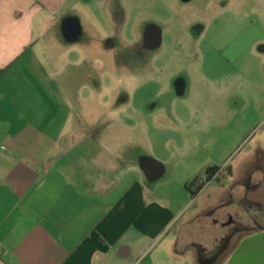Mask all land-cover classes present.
I'll list each match as a JSON object with an SVG mask.
<instances>
[{
  "label": "rangeland",
  "instance_id": "374dc122",
  "mask_svg": "<svg viewBox=\"0 0 264 264\" xmlns=\"http://www.w3.org/2000/svg\"><path fill=\"white\" fill-rule=\"evenodd\" d=\"M43 20L34 74L68 129L140 130L108 140L169 160L154 188L173 197L163 199L178 212L171 237L212 248L231 214L244 229L213 264H264V0L69 1ZM154 32L156 45L148 43ZM154 120L169 129L156 132ZM214 165L221 180L198 198L168 180ZM229 170L241 179L229 184ZM239 183L257 189L261 208L237 207ZM201 247L168 264H204Z\"/></svg>",
  "mask_w": 264,
  "mask_h": 264
},
{
  "label": "crops",
  "instance_id": "0c3cea01",
  "mask_svg": "<svg viewBox=\"0 0 264 264\" xmlns=\"http://www.w3.org/2000/svg\"><path fill=\"white\" fill-rule=\"evenodd\" d=\"M69 1L82 0H0V70L7 69L0 77V264H155L154 251L168 264L196 245L208 248L178 232L171 237L178 212L163 199L173 197L154 188L169 160L157 149L140 158L108 140L140 130L68 129L69 117L35 77L36 24ZM158 121L156 132L168 128ZM235 176L231 170L229 184L241 179ZM191 179L168 178L184 189ZM241 183L237 207L261 208L257 189L243 191Z\"/></svg>",
  "mask_w": 264,
  "mask_h": 264
},
{
  "label": "flooded vegetation",
  "instance_id": "af4514ba",
  "mask_svg": "<svg viewBox=\"0 0 264 264\" xmlns=\"http://www.w3.org/2000/svg\"><path fill=\"white\" fill-rule=\"evenodd\" d=\"M158 36V32H154ZM153 34V33H151ZM152 37H155L154 35L148 36V43L152 44L151 40ZM215 223H218V221H215ZM224 229L227 231L224 232V235L221 236L219 243H217L212 248H202L199 250V254L201 256L202 261L204 264H213L217 262L222 253L227 248L226 246L228 243L232 240L234 232L238 230H242L243 228V222L240 218H236L234 215H229L228 220L225 223L221 224ZM197 248L200 246H196Z\"/></svg>",
  "mask_w": 264,
  "mask_h": 264
},
{
  "label": "trees",
  "instance_id": "16d2710c",
  "mask_svg": "<svg viewBox=\"0 0 264 264\" xmlns=\"http://www.w3.org/2000/svg\"><path fill=\"white\" fill-rule=\"evenodd\" d=\"M7 71V69L0 70V77ZM229 175H231V170H229ZM221 167L214 165L206 169L204 175H195L191 180L186 182L185 187L191 198H196L200 192L205 188L206 184L213 179L217 178L221 180ZM222 182V181H221Z\"/></svg>",
  "mask_w": 264,
  "mask_h": 264
},
{
  "label": "water",
  "instance_id": "95a60500",
  "mask_svg": "<svg viewBox=\"0 0 264 264\" xmlns=\"http://www.w3.org/2000/svg\"><path fill=\"white\" fill-rule=\"evenodd\" d=\"M151 42H152V45L158 44V42H159V36L158 37H152Z\"/></svg>",
  "mask_w": 264,
  "mask_h": 264
}]
</instances>
